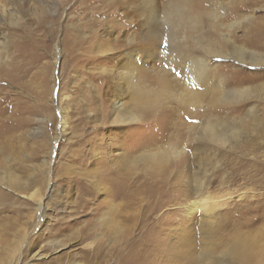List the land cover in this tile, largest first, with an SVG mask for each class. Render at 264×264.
<instances>
[{
    "label": "rangeland",
    "instance_id": "obj_1",
    "mask_svg": "<svg viewBox=\"0 0 264 264\" xmlns=\"http://www.w3.org/2000/svg\"><path fill=\"white\" fill-rule=\"evenodd\" d=\"M185 1L0 0L12 15L0 14V264H185L204 252L209 264L227 259L235 232L264 264V0L197 1L195 33L190 15L179 21ZM189 38L200 43L184 59L207 69L193 105L173 48ZM130 57L147 88L165 74L158 106L127 103L119 74ZM245 88L234 102L212 95ZM119 98L135 121L112 123ZM206 123L232 126L238 140H202ZM168 145L184 153L161 174L116 161ZM197 174L220 204L210 218L187 215ZM110 177L127 180L130 202Z\"/></svg>",
    "mask_w": 264,
    "mask_h": 264
},
{
    "label": "bare ground",
    "instance_id": "obj_2",
    "mask_svg": "<svg viewBox=\"0 0 264 264\" xmlns=\"http://www.w3.org/2000/svg\"><path fill=\"white\" fill-rule=\"evenodd\" d=\"M11 1V0H10ZM201 1V0H187L185 1V5L193 12H196L195 9L196 4L195 2ZM205 2L206 0H202ZM210 2H216V0H208ZM4 0H2V3ZM187 3V4H186ZM1 5V4H0ZM176 6H180L181 4H175ZM184 5H182L181 10L178 12L179 21L182 22L184 20H187V17L190 15L188 23V29L195 33L197 29V22L200 20L199 17L202 16L200 12H198L196 15L191 12V14L188 12L187 9H185ZM173 8V6H172ZM174 9V8H173ZM171 10V13L167 17L169 21L174 22L175 17L173 16V12L176 13V10ZM7 9H4V6L2 4V8L0 9V14L6 16H10L12 18V15H10L9 11L6 12ZM189 13V14H187ZM174 25V24H173ZM199 45L200 40L199 38H196L195 41L192 39L185 40L181 43H176L177 46H173L174 49H176L178 52L182 51L183 53H178V56L175 57L177 61H179L184 69H185V81H187V89L188 91L185 93L187 96V104L193 105L194 103L198 102L199 99L203 96L206 86V64L198 60L196 57H189L184 59V52L185 49L192 50L193 44ZM205 51H208L204 48ZM210 51L213 52V50L210 49ZM142 56L152 58L155 57L156 53H148L147 51L141 52ZM240 59L244 61V57L242 54L237 55ZM154 59V58H153ZM183 59V60H181ZM139 64V63H138ZM137 63L135 60L130 57L128 59L127 64L122 67L120 71V77L123 78V84L121 88H123V93H125L126 97L128 98L127 103L129 104H135L136 106H142L145 109L148 110L151 108H154L159 105L160 102L165 100V96L167 93V82H166V76L164 73H159L155 76L156 80L158 81V86L155 89L147 88V86L144 85V73L143 69L136 66ZM225 83L222 81L218 82V87H224ZM200 88V89H199ZM117 92L121 94L120 86L116 88ZM248 88L245 89H231L227 90V93L225 91H219L216 90L212 92V95L215 96L216 102H226L229 103V99H231V102L236 101L237 98H240L242 96H246L249 93ZM117 102H113L114 107L111 111V119L112 123H131L137 119V117L130 113L129 107H125V103L122 102V100L119 98L116 100ZM140 108V107H139ZM143 109V108H141ZM143 111L141 112V114ZM192 126H190V129ZM200 134L203 135L202 140H206L209 142L216 143L220 146H230V144L233 145L235 141L238 140V134L234 130V128L228 124L222 123V125L218 124H212V123H206L204 127H202L199 130ZM136 153V152H135ZM184 152L176 151L171 147V145L166 146L164 149H145L140 150L135 154V156L130 157L131 159L128 160L124 156L116 157V160L120 165L126 167L128 170H134L136 168H140L148 174H161L163 171L167 170L169 164L174 158L179 157ZM111 153L106 152L105 156L107 159L110 158ZM101 157V154H98ZM133 155V154H131ZM178 160H174L172 163L175 164ZM176 165V164H175ZM174 165V166H175ZM112 172V171H111ZM206 177V176H205ZM193 180L196 185L195 192H199L198 196L199 199L197 201H193L190 203L189 208H187V215L191 216L195 212L200 213L204 217H209L214 213L217 207H219L217 204V199L210 196H202V193L200 192L201 189L204 186V180H202L197 174ZM110 181L119 184V182L127 183L122 188L125 189L124 192L121 194L117 193V195H122L127 202H130V199L132 198V193L129 192L130 189L127 188L128 182L126 179H123V181L117 177H110ZM207 189V188H206ZM123 191V190H121ZM120 191V192H121ZM191 191V190H190ZM185 193V192H182ZM194 193H192L193 195ZM116 196V195H115ZM202 197V198H200ZM261 206V205H260ZM212 226V225H211ZM210 223L207 225V229L210 230L211 228ZM240 230V229H239ZM236 233V232H235ZM233 234L230 238V247H227L224 255L227 259H219L211 260L209 264H255L252 263V261H255L257 257H255L256 254L254 252L256 251V246L254 244L251 245L249 241H251V238L249 237V234ZM257 244V243H256ZM259 250V249H258ZM256 253V252H255ZM253 254V255H252ZM150 252L146 251V259L149 257ZM252 255V258H251ZM187 256V255H186ZM188 258V259H187ZM187 258H185V264H208V256L207 252H204L202 255L199 256L201 259V262L197 259L196 255H188ZM212 259V258H211ZM149 260V259H148ZM225 260L227 262L225 263Z\"/></svg>",
    "mask_w": 264,
    "mask_h": 264
},
{
    "label": "snow or ice",
    "instance_id": "obj_3",
    "mask_svg": "<svg viewBox=\"0 0 264 264\" xmlns=\"http://www.w3.org/2000/svg\"><path fill=\"white\" fill-rule=\"evenodd\" d=\"M173 71H175V70H173ZM175 75H176V76H179V75H180V73H179V72H175Z\"/></svg>",
    "mask_w": 264,
    "mask_h": 264
}]
</instances>
